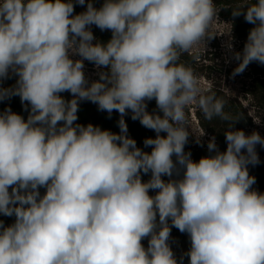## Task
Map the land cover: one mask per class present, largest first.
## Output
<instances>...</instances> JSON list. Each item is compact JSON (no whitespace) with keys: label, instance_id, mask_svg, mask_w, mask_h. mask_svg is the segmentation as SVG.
<instances>
[{"label":"clouds","instance_id":"9594fccd","mask_svg":"<svg viewBox=\"0 0 264 264\" xmlns=\"http://www.w3.org/2000/svg\"><path fill=\"white\" fill-rule=\"evenodd\" d=\"M218 12L213 0H0V102L17 96L28 111H0V215L15 218L0 220V264H264V192L248 168L264 137L235 128L241 117L180 62L216 36ZM241 15L254 27L233 76L264 65V0L232 9ZM81 101L119 113V132L76 123ZM193 103L229 125L226 149L212 136L198 161L185 151ZM129 112L156 133L151 151L128 135ZM172 228L190 242L179 259Z\"/></svg>","mask_w":264,"mask_h":264},{"label":"rangeland","instance_id":"374dc122","mask_svg":"<svg viewBox=\"0 0 264 264\" xmlns=\"http://www.w3.org/2000/svg\"><path fill=\"white\" fill-rule=\"evenodd\" d=\"M93 0L94 6L100 7ZM216 4L218 12V20L213 24L212 31L215 33L212 39L207 40L206 49L204 46L194 48L188 52L182 53L190 63V67L197 75L200 86L205 93H214L218 99L225 101L224 111L232 117H241L236 122L235 128L242 129L246 134H251L253 131L259 132L264 137V90L253 85V78L264 75V65L251 63L242 74L233 76V70L238 65V61L232 58V52H241L247 40L249 30L254 27L244 20L243 15L239 17L232 16V9L243 4L245 0H213ZM85 6L78 5V10L75 13L84 11ZM94 34H99L102 31L92 26ZM109 34L110 31L102 33ZM105 35V34H104ZM109 38V37H108ZM109 38V39H110ZM232 45V51H229L227 45ZM78 58V57H77ZM185 59L180 60L184 63ZM97 70L94 65L85 61V73L90 80L98 79ZM15 83V77L3 81V87H10ZM65 99H71L70 93H62ZM11 108L13 112L22 115L27 119L28 111L21 104L19 97L14 96L0 102V111L6 108ZM156 109L155 101L148 102L147 110L152 112ZM188 126L192 134L189 136V141L185 146V151H190L192 159L198 161L202 156L209 155L207 150V142L212 137H216V143L221 151L226 149L224 131L229 127L228 123L213 118L206 120L203 113L195 103L186 108ZM119 113L113 112L111 118L107 112L99 111L97 105L81 101L79 105L78 120L76 123L87 125L89 123L97 125L102 129H107L112 132H119L118 120ZM128 126V135L133 138L137 146L145 151H151L150 148H145L144 139L148 137L154 138L156 133L150 129L143 127L138 120L131 119V113L124 117ZM203 133H205L203 135ZM161 135H166L161 133ZM200 137L201 144L196 143L197 137ZM257 153L260 163L252 166L249 165V174L256 178V183L253 188L260 192H264V147L257 145ZM150 178V173L142 174V179L147 181ZM168 179L167 177H163ZM45 189L41 188L43 194ZM154 192L150 191V195ZM14 217H6L0 215V220L4 221L5 225L14 222ZM171 246L175 252L177 259L186 252L190 247V242L187 234L179 232L176 228L171 231ZM142 243L147 247V239ZM184 264H188V258H184Z\"/></svg>","mask_w":264,"mask_h":264},{"label":"trees","instance_id":"16d2710c","mask_svg":"<svg viewBox=\"0 0 264 264\" xmlns=\"http://www.w3.org/2000/svg\"><path fill=\"white\" fill-rule=\"evenodd\" d=\"M97 4H99V6H101V4L103 3V0H96ZM78 10V4L75 6V12ZM105 34V35H104ZM109 34L104 33H99V34H94V36L96 37V39L98 41L101 42H107L110 38V36H108ZM109 37V38H108ZM95 42V41H94ZM187 57H185V55L183 57L180 58V60H187L184 62V64H186L187 66L190 65L191 61H189L188 59H186ZM253 85L254 86H258L259 88H261L262 90H264V75H260V76H256L253 78Z\"/></svg>","mask_w":264,"mask_h":264}]
</instances>
